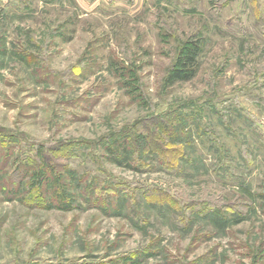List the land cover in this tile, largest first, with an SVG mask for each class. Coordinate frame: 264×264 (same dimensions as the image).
<instances>
[{
	"label": "rangeland",
	"instance_id": "obj_1",
	"mask_svg": "<svg viewBox=\"0 0 264 264\" xmlns=\"http://www.w3.org/2000/svg\"><path fill=\"white\" fill-rule=\"evenodd\" d=\"M196 39L195 75L167 84ZM126 134L148 166L107 158ZM1 139L0 264H264V0H0Z\"/></svg>",
	"mask_w": 264,
	"mask_h": 264
},
{
	"label": "trees",
	"instance_id": "obj_2",
	"mask_svg": "<svg viewBox=\"0 0 264 264\" xmlns=\"http://www.w3.org/2000/svg\"><path fill=\"white\" fill-rule=\"evenodd\" d=\"M201 46H202L201 41L199 39H196V40H192L189 43V46L183 45L180 47V49H178V55L176 57L175 64L173 65V67H171L167 76L165 77V82L167 84H173L174 82L187 81V80H190L195 75L196 70H197V63H198L197 57H198V54L201 52V48H202ZM171 118H172L171 122L162 121L160 123V127L164 131L167 132L169 139H170L168 140V142L164 141L162 143L168 146L172 144L175 145V143L180 142L181 138L182 139L184 138L183 134L185 133V131L183 130V124L185 121L181 117L180 113L176 111L172 115ZM136 130L139 133L141 131H146V136L148 138L147 141L149 143V146H148L149 149H155L159 151L161 150L162 143H159L155 139L157 137L155 131L148 130V128L144 125H142V127L139 126L138 128H136ZM132 140L133 141L130 142V136L129 134H126V135H122L121 138L117 137V138H113L111 141H106L105 153H106L107 158L117 165L126 166L127 168H130V169H138L141 167L148 166L147 160L145 159L146 157L145 155L143 156L146 148L142 144V141H140V139L137 137H134ZM0 143H1L0 144V157L6 156L7 153L10 152L9 143L5 139L3 140L1 139ZM75 147H76L75 145H69V146L60 145L56 149H54L53 147H49V151L54 152V154L71 157L75 153ZM171 148L174 149V154H179V157L183 156L180 153V151L175 149L173 146ZM132 156L137 157V160H136L137 166H134L135 161H132ZM169 156L171 158L172 154L170 155L168 154V157ZM26 169L29 170V172H27V175L31 177L32 179H30L27 182L28 189L26 190V193L24 194V199L27 200L28 202H34V203L38 202L40 204H43V202L45 201V195L43 193H40V195L35 194L36 191L40 190L39 186H40L41 178L39 177L41 176L40 174L42 172L41 171L42 169L39 167H36V170H34L33 172L30 171V168H26ZM49 169H51V167ZM20 170L24 171L25 168H20ZM23 171L21 175L23 174ZM64 172H66V174L69 175L68 169H65ZM55 175L56 174L54 173V176ZM56 177H58V175H56ZM55 186H56L55 194L53 195L54 201L56 200L62 201L63 199H66V197L68 198V200L70 199V197L72 196L71 193H66V192L63 193L59 189V184H55ZM91 189L89 187L85 188L83 186L81 188V192L83 195L81 196L94 195L96 197H101L106 194V191H103L102 189L94 188L93 191ZM120 203L121 201H119L118 205H116L117 208L120 207ZM209 208L212 209V211L214 212L218 211V212L224 213L222 208L217 209L214 206H209ZM235 213L239 214L238 212H235ZM235 213L233 212V214ZM237 221H239V219ZM130 258L131 256H129L126 262L124 261V263L130 262L131 261Z\"/></svg>",
	"mask_w": 264,
	"mask_h": 264
}]
</instances>
